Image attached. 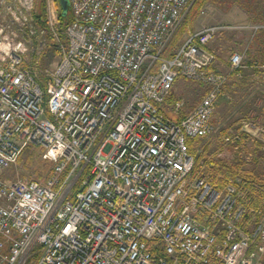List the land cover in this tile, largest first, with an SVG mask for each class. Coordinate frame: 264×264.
<instances>
[{"label": "built area", "instance_id": "built-area-1", "mask_svg": "<svg viewBox=\"0 0 264 264\" xmlns=\"http://www.w3.org/2000/svg\"><path fill=\"white\" fill-rule=\"evenodd\" d=\"M38 1L0 0V264H264V187L248 203L241 179L215 184L188 144L219 131L228 76L208 46L223 27L164 58L195 0H70L66 25L58 0L38 23ZM179 77L208 92L175 120L163 107ZM244 134L264 149L257 121L224 144ZM25 145L47 150L46 180L7 177Z\"/></svg>", "mask_w": 264, "mask_h": 264}, {"label": "rangeland", "instance_id": "rangeland-1", "mask_svg": "<svg viewBox=\"0 0 264 264\" xmlns=\"http://www.w3.org/2000/svg\"><path fill=\"white\" fill-rule=\"evenodd\" d=\"M189 13L180 25L181 27L185 24V19L189 20L186 31L179 36V43L181 44L189 34L196 33L205 26H222L223 29L208 47L217 57L215 69L228 76L213 116V123L219 127V131L212 137L202 140L197 151L203 152L208 147L206 153L212 157H222L233 162L243 161L246 171L264 180V149H261L256 138L244 134L246 137L240 143L233 142L230 145H225L223 140L227 136L232 137L241 133L244 121L264 124V71L260 69V74L257 75L246 73L240 77L232 76L230 65V57L234 53H240L245 63L248 59L249 43L256 32V27L261 24L255 20L253 12H248L236 2L226 6L207 3L194 18ZM59 57L60 54L55 50L49 54L45 52L40 71L42 72L45 67L53 69ZM207 92L208 87L205 84L179 77L174 84L171 100L166 102L165 111L176 119V102L182 101L184 105L181 111L189 115ZM19 157L20 159L7 171L8 178L13 180L36 178L44 181L50 177L53 161L43 147L25 145Z\"/></svg>", "mask_w": 264, "mask_h": 264}, {"label": "trees", "instance_id": "trees-1", "mask_svg": "<svg viewBox=\"0 0 264 264\" xmlns=\"http://www.w3.org/2000/svg\"><path fill=\"white\" fill-rule=\"evenodd\" d=\"M235 2L241 4L248 12H253L255 14V20L261 24V27L256 30L249 43L247 51L248 59L244 63L245 67L232 69L231 75L239 77L244 76L246 73L257 75L260 74V69L256 68V65L264 63V0H195L190 10L191 14H189L192 18H194L207 3L226 6ZM35 16L38 23L43 24L42 19L45 17L44 0L38 1ZM62 20L65 21L63 17ZM188 23L189 20L185 19V24L181 26L182 29L180 30L181 27H179V30L175 33L167 48L161 53L162 57L170 58L174 55V51L180 45L178 40L179 36L186 31L185 29ZM171 98L172 94L168 100H171ZM244 137L246 136L243 135L242 140ZM201 141L202 139H190L188 142L190 151L196 158V166L200 163L207 165L208 172L215 184L221 185V181L226 182L230 179H241L242 189L247 191V202L255 206H260L261 201L259 196L262 194V190L257 185L260 184L264 187V180L250 171H246L244 169L243 161L233 162L222 157H212L209 153H206L208 147L205 151L198 152L197 147L200 145ZM233 142L240 143V141H232L231 143ZM259 145L261 149H263L262 144L259 143ZM229 148H233V146H229ZM52 174L53 170L51 171V175Z\"/></svg>", "mask_w": 264, "mask_h": 264}, {"label": "water", "instance_id": "water-1", "mask_svg": "<svg viewBox=\"0 0 264 264\" xmlns=\"http://www.w3.org/2000/svg\"><path fill=\"white\" fill-rule=\"evenodd\" d=\"M58 4H59V10L61 16L65 19L64 25H66L70 20V14H71L70 0H58Z\"/></svg>", "mask_w": 264, "mask_h": 264}, {"label": "crops", "instance_id": "crops-1", "mask_svg": "<svg viewBox=\"0 0 264 264\" xmlns=\"http://www.w3.org/2000/svg\"><path fill=\"white\" fill-rule=\"evenodd\" d=\"M178 102V101H177ZM176 102V103H177ZM166 105V104H165ZM165 105H164V107H163V110H164V112L166 113V115L167 116H169L168 114H167V112L165 111ZM175 110V109H174ZM176 111V110H175ZM176 113V116H177V118L175 119V120H181L182 118H184V117H186V116H188V113H185V112H183V111H181V109H180V111H176L175 112ZM190 114V113H189ZM170 117V116H169ZM172 118V117H171ZM174 119V118H173Z\"/></svg>", "mask_w": 264, "mask_h": 264}]
</instances>
